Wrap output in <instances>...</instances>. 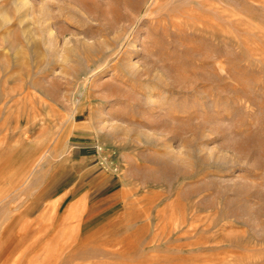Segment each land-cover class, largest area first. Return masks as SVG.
Segmentation results:
<instances>
[{
  "label": "rangeland",
  "instance_id": "1",
  "mask_svg": "<svg viewBox=\"0 0 264 264\" xmlns=\"http://www.w3.org/2000/svg\"><path fill=\"white\" fill-rule=\"evenodd\" d=\"M0 264H264V0H0Z\"/></svg>",
  "mask_w": 264,
  "mask_h": 264
}]
</instances>
